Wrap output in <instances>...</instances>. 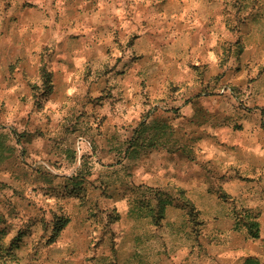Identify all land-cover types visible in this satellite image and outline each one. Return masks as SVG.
<instances>
[{
  "label": "rangeland",
  "instance_id": "rangeland-1",
  "mask_svg": "<svg viewBox=\"0 0 264 264\" xmlns=\"http://www.w3.org/2000/svg\"><path fill=\"white\" fill-rule=\"evenodd\" d=\"M116 5L125 30L61 43L52 30H18L13 13L12 63L0 68V264H264V154L250 167L239 152L220 160L245 176L243 195L213 186L197 203L180 186L183 167H207L215 146L234 155L248 124L264 130V52L260 83L253 71L230 75L236 82L213 92L198 68L208 98L179 99L193 84L182 31L191 15L214 12L220 30H264V0ZM250 197L258 208H245Z\"/></svg>",
  "mask_w": 264,
  "mask_h": 264
},
{
  "label": "crops",
  "instance_id": "crops-1",
  "mask_svg": "<svg viewBox=\"0 0 264 264\" xmlns=\"http://www.w3.org/2000/svg\"><path fill=\"white\" fill-rule=\"evenodd\" d=\"M12 5H14L16 10L12 8ZM17 7L19 10H17ZM13 13L18 20V30H22L26 34H31L29 31L32 30H52L56 34L59 43H61L65 36L75 34L77 31L81 33L88 32L91 35L92 31L96 30H125V23L127 21L125 20L127 16L124 10L117 7L116 0H0L1 69L8 67L12 63L10 61L12 60V57H10L12 49L10 47L14 44L11 38L15 29L12 21ZM30 13L31 15L41 17L44 21V26L36 25L33 27V23L30 21L32 19ZM137 14V20H139V12ZM191 17L186 23V30L182 31L186 32L190 40L187 48L189 62L186 67L188 69V82L193 84L190 85V90H186V95H182L179 99L206 100L208 98L209 95L203 93L201 87H197L199 73H197L196 69L198 68H200L202 73V81L199 78L201 81L199 86L202 83H210L212 86L210 90L213 92L221 86V83L228 82L234 84L236 80H228L230 75L242 76L246 72L247 74L249 72L252 74L251 72L253 71L252 75L256 76L257 82H261V77H258V67L261 65L264 52V30H220L221 18L217 16L215 19L214 12L203 17L199 15L194 17L191 15ZM229 34L232 36V39L228 44V50L232 51L230 55L228 54L227 58H224V47L228 41L225 36ZM32 51L33 59L37 61L36 66H39V61H41L40 55L36 49L33 48ZM60 51L61 44L58 45L56 53ZM22 57L17 55L15 59L17 60ZM61 61V58L58 57L53 60L52 64L54 67L61 66ZM67 61L68 63L72 62L71 59ZM30 65L35 66V63H30ZM224 66L226 67L224 78L218 77L221 73L219 68ZM1 69L0 79L5 78L1 74ZM248 125H250L248 127L250 133L246 135V145L239 147V144L242 142L232 140L233 146L238 147L234 151V155L232 154L233 152L225 154V152L219 150V148L217 149L215 146L212 151H209L210 156H208L209 160L206 162L207 167L203 168L202 165L194 163L187 166L189 172L185 171L183 167L182 172L185 173V176L180 186L185 192L190 194L191 198L196 197L197 203L202 200V196L206 193H215V190L211 188L213 186L216 189L222 187L228 194L234 197L243 195L244 191L238 192V190L246 186L238 182H243L245 176L237 177L236 175L227 174V168L230 165H226L228 164L227 161L224 163L223 160H220L226 159L225 156H227L232 161V158L239 152L241 154L240 164L244 165L243 167H250L249 162L254 161V155L259 158V155L264 154V130L261 124L255 126ZM203 127L204 129H208L205 126ZM197 128H199V125ZM210 129L220 130L219 127L216 128L214 126H210ZM258 188L256 187V190ZM251 199L252 197L248 200L246 199L247 204L245 208H258V202H253ZM199 208L200 210L202 209L201 207ZM251 254L259 256L253 252Z\"/></svg>",
  "mask_w": 264,
  "mask_h": 264
}]
</instances>
